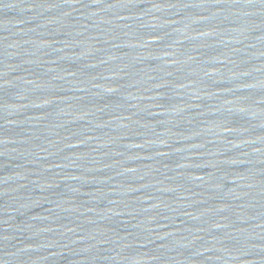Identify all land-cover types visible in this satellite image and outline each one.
I'll return each mask as SVG.
<instances>
[{"label": "water", "instance_id": "95a60500", "mask_svg": "<svg viewBox=\"0 0 264 264\" xmlns=\"http://www.w3.org/2000/svg\"><path fill=\"white\" fill-rule=\"evenodd\" d=\"M0 264H264V0H0Z\"/></svg>", "mask_w": 264, "mask_h": 264}]
</instances>
